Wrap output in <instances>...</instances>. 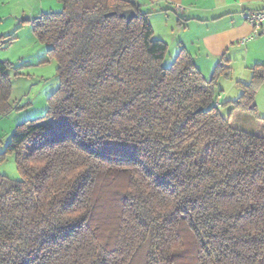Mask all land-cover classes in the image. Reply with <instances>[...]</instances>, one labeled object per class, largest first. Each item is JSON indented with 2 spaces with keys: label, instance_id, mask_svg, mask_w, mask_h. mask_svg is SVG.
<instances>
[{
  "label": "trees",
  "instance_id": "16d2710c",
  "mask_svg": "<svg viewBox=\"0 0 264 264\" xmlns=\"http://www.w3.org/2000/svg\"><path fill=\"white\" fill-rule=\"evenodd\" d=\"M57 1L32 30L58 87L5 148L20 180L0 175V264H264V66L224 117L229 68L207 80L183 48L164 67L167 44L130 0Z\"/></svg>",
  "mask_w": 264,
  "mask_h": 264
},
{
  "label": "rangeland",
  "instance_id": "374dc122",
  "mask_svg": "<svg viewBox=\"0 0 264 264\" xmlns=\"http://www.w3.org/2000/svg\"><path fill=\"white\" fill-rule=\"evenodd\" d=\"M61 9L57 0H0V38H4L0 45V61L9 64L6 75L11 86L10 110L0 116V175L10 181L20 180L14 154H5L11 134L16 126L41 118L47 110L49 96L58 87L56 62L47 52L49 46L34 34L33 22L43 14L57 13ZM22 19L25 21L20 22ZM159 23L162 24V20ZM174 56L172 50L167 51L164 67L171 65ZM230 67V77L220 78L216 85L217 92L229 94L227 100L239 94L237 81L248 83L250 78L241 57L232 61ZM203 76L208 80L211 74L203 71ZM258 91L255 102L258 115L263 118L264 86ZM219 111L224 117L228 114L224 106ZM238 127L248 133L256 132V120L244 115Z\"/></svg>",
  "mask_w": 264,
  "mask_h": 264
},
{
  "label": "crops",
  "instance_id": "0c3cea01",
  "mask_svg": "<svg viewBox=\"0 0 264 264\" xmlns=\"http://www.w3.org/2000/svg\"><path fill=\"white\" fill-rule=\"evenodd\" d=\"M130 1L140 11L149 13L148 20L155 39L166 43L174 55L180 49H185L202 75L203 71L212 74L220 63L231 71V62L241 57L250 73V82V69L255 65L264 66V29L253 41L240 44L242 39L251 36L253 32L242 19V13L262 10L263 0ZM159 20H162V24ZM218 95L222 106L237 98L227 100L229 94L218 92Z\"/></svg>",
  "mask_w": 264,
  "mask_h": 264
},
{
  "label": "built area",
  "instance_id": "2783aa9c",
  "mask_svg": "<svg viewBox=\"0 0 264 264\" xmlns=\"http://www.w3.org/2000/svg\"><path fill=\"white\" fill-rule=\"evenodd\" d=\"M264 2V0H263ZM242 19L252 28V34L249 37H246L240 41L241 45H244L248 42L253 41L258 37L264 29V8L258 11H244L242 13ZM215 106L220 109V97L217 98Z\"/></svg>",
  "mask_w": 264,
  "mask_h": 264
},
{
  "label": "water",
  "instance_id": "95a60500",
  "mask_svg": "<svg viewBox=\"0 0 264 264\" xmlns=\"http://www.w3.org/2000/svg\"><path fill=\"white\" fill-rule=\"evenodd\" d=\"M123 18L126 20V22L131 21L133 18H135V12L133 10H128L123 13ZM28 20V19H27ZM25 21L22 19L20 22Z\"/></svg>",
  "mask_w": 264,
  "mask_h": 264
}]
</instances>
